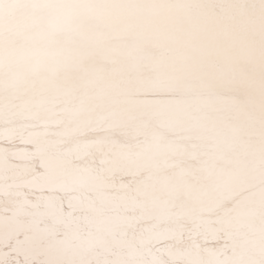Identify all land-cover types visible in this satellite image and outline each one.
<instances>
[{
    "label": "snow or ice",
    "instance_id": "obj_1",
    "mask_svg": "<svg viewBox=\"0 0 264 264\" xmlns=\"http://www.w3.org/2000/svg\"><path fill=\"white\" fill-rule=\"evenodd\" d=\"M0 264H264V0H0Z\"/></svg>",
    "mask_w": 264,
    "mask_h": 264
}]
</instances>
